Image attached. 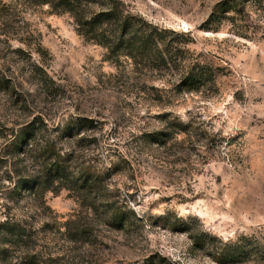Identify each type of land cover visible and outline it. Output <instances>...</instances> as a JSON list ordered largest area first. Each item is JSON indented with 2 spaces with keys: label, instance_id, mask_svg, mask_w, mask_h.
Instances as JSON below:
<instances>
[{
  "label": "rangeland",
  "instance_id": "374dc122",
  "mask_svg": "<svg viewBox=\"0 0 264 264\" xmlns=\"http://www.w3.org/2000/svg\"><path fill=\"white\" fill-rule=\"evenodd\" d=\"M123 1L169 30L178 60L207 65L215 84L179 91L176 68L133 73L127 58L117 69L103 46L78 33L71 13L0 0V264H27L34 252L36 264L51 253L77 255L78 264H142L149 255L264 264V0ZM166 114L188 130L168 128ZM39 116L57 147L100 175L97 193L33 188L36 165L17 158L10 141ZM66 126L72 137L61 133ZM19 180L28 181L20 190ZM111 201L132 217L128 228L109 224ZM164 213L186 226L163 225ZM7 220L26 241L10 240ZM69 220L87 231L76 243L75 230L62 226ZM204 231L211 245L227 246L226 256L194 246Z\"/></svg>",
  "mask_w": 264,
  "mask_h": 264
},
{
  "label": "trees",
  "instance_id": "16d2710c",
  "mask_svg": "<svg viewBox=\"0 0 264 264\" xmlns=\"http://www.w3.org/2000/svg\"><path fill=\"white\" fill-rule=\"evenodd\" d=\"M34 4L49 5L55 12H69L74 17L76 29L86 40L103 46L107 52V57L111 59L115 66L120 68L122 59L130 60L132 72L140 71L166 72L173 69L178 70V78L173 83L179 91H199L206 83L215 84V74L208 71L207 65H201L199 61L178 60L177 46L173 45V41L167 37L169 30L161 29L153 26L142 16L131 12L125 7L123 0H26ZM209 74V77H207ZM158 93L161 90L157 86H153ZM162 96L159 95V98ZM168 128L174 132H186L188 124L181 119L174 117L168 118L169 114L164 115ZM48 123L45 118L39 116L25 122L19 127L16 133L13 131L11 136V145L14 153L23 156V159H31L36 165L37 171L32 181L33 188L43 191H58L62 188L74 189L77 192H84L86 198L93 193H97V189L101 186L100 175H98L90 163L86 161H75L72 159V152H63L57 147L55 137H51L48 130ZM71 127L66 126L62 129L63 135L72 137ZM165 138H168L167 136ZM154 140V139H153ZM169 140V139H167ZM154 142V141H153ZM165 141L163 144H165ZM15 155V158H16ZM78 161V162H77ZM16 164L18 162L16 161ZM110 168L108 174H110ZM27 180H19L16 184L18 190L23 188ZM28 182V181H27ZM108 188L110 185L107 186ZM93 198V197H92ZM90 206H97V200L90 199ZM105 205V216L109 224L117 226L119 229L128 228L132 223V217L123 209L121 205H115L112 201ZM134 213V211H132ZM171 213L158 215L157 219L168 227L186 226L185 220L181 216L174 215V221L171 220ZM136 220L141 218L134 215ZM73 225V227L71 226ZM67 231L74 229L71 242L76 243V236L84 238L86 236L85 229H80L82 225L76 220H69L63 223ZM10 227V228H8ZM182 227V228H183ZM2 229H7V234L11 237V241L19 243L26 241L28 235L22 231L19 224H11L8 220L1 224ZM212 234L204 231L197 238L191 236L195 247L210 250L215 258L217 256H226V245L216 248L208 241L212 239ZM209 239V240H208ZM223 245V241L220 240ZM15 243V244H16ZM232 249V246H230ZM60 254L59 252H57ZM5 253L2 252L1 256ZM4 258V257H3ZM38 254L28 253L27 264H36ZM155 255H149L142 264H173L171 260L163 255L155 259ZM4 261V259H3ZM25 261V260H24ZM26 261V262H27ZM49 261V263H47ZM78 264L77 255H65L61 257L48 255L43 264ZM18 262V259H17ZM22 262V261H21ZM17 264V263H14Z\"/></svg>",
  "mask_w": 264,
  "mask_h": 264
}]
</instances>
